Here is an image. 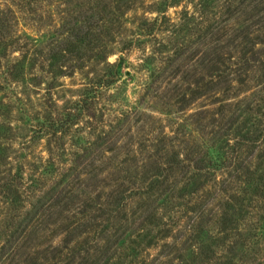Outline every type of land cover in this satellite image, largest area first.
I'll list each match as a JSON object with an SVG mask.
<instances>
[{
	"label": "rangeland",
	"instance_id": "rangeland-1",
	"mask_svg": "<svg viewBox=\"0 0 264 264\" xmlns=\"http://www.w3.org/2000/svg\"><path fill=\"white\" fill-rule=\"evenodd\" d=\"M65 1L68 19L91 7L105 25L60 41L40 78L17 83L29 112L56 116L107 62L119 77L58 139L63 161L96 160L78 166L76 184L61 180L71 197L34 210L19 248L0 210V264H264L262 220L216 247L252 217L246 205L264 183V0ZM47 24L24 17L20 27ZM12 120L14 156H41L43 170L45 140L22 112ZM9 168L0 164V191Z\"/></svg>",
	"mask_w": 264,
	"mask_h": 264
},
{
	"label": "trees",
	"instance_id": "trees-1",
	"mask_svg": "<svg viewBox=\"0 0 264 264\" xmlns=\"http://www.w3.org/2000/svg\"><path fill=\"white\" fill-rule=\"evenodd\" d=\"M66 3L65 0H19L18 11L14 8V3L0 0V138L7 140L10 146L0 149V164L10 165L9 177L0 191V210L6 223L8 243H15V248L17 246L19 248L32 227L36 226L32 224L34 220L32 218L36 216L34 210L37 208L40 212L51 210L55 205L71 197V191L65 190L66 186L60 187L61 180L67 177L66 184H76L81 176L80 171L87 166L96 165L95 159L78 158L63 161L59 154L58 139L72 128L75 121L84 114V110L94 108L100 96L110 90L119 77L117 65L107 62V70L84 82L77 98L70 102V106H60L61 112L56 116L34 118L29 112L28 99L17 93V83L29 75L40 78L39 73H43L51 59L64 50L58 46L60 41L71 43L77 38L84 40L105 25V20L98 16V10L91 7L85 13L75 10L74 18L68 19ZM24 17L37 24L45 21L46 24L49 23L47 24L49 29L41 31L37 28L33 30L34 33L21 29L20 24ZM69 24L71 27H67ZM57 25H61L63 31H56ZM105 49L106 46L102 52L98 51V54L106 53ZM16 53L18 54L15 55ZM15 111H20L27 117V122L31 124L34 133L33 138L44 139L46 142L49 157L44 161L43 170H41L43 166L41 156L32 160H28L27 156L20 158L14 156L13 145L17 135L12 124V117ZM109 127L108 131L111 132V126ZM107 145L112 149L116 146L111 142ZM54 150H56L55 153ZM234 159L236 162L237 159ZM108 160V163H111L114 159ZM175 162V157L171 158L170 165ZM70 165L75 167L76 174L64 176L63 170ZM79 165L82 166L80 171ZM164 168L168 169L166 166ZM164 168L162 167L159 171H164ZM45 203L47 207H44ZM249 203L246 207L251 208L252 217L248 220L245 218L242 223H236L231 233L226 235L229 236L227 241H216L218 243L216 247L219 250L228 249L226 246L230 244L233 234L242 235L252 229L247 228L246 225H258L261 220L264 222V213H262L264 183ZM31 215L32 218H28ZM219 235L220 232L213 239H218ZM214 255L223 256L215 251Z\"/></svg>",
	"mask_w": 264,
	"mask_h": 264
}]
</instances>
